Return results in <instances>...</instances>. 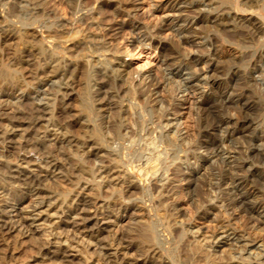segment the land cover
Masks as SVG:
<instances>
[{
  "label": "clouds",
  "instance_id": "clouds-1",
  "mask_svg": "<svg viewBox=\"0 0 264 264\" xmlns=\"http://www.w3.org/2000/svg\"><path fill=\"white\" fill-rule=\"evenodd\" d=\"M0 264H264V0H0Z\"/></svg>",
  "mask_w": 264,
  "mask_h": 264
}]
</instances>
